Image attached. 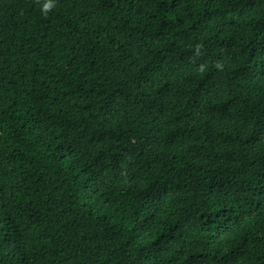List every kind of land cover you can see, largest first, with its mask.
I'll list each match as a JSON object with an SVG mask.
<instances>
[{"label":"trees","instance_id":"trees-1","mask_svg":"<svg viewBox=\"0 0 264 264\" xmlns=\"http://www.w3.org/2000/svg\"><path fill=\"white\" fill-rule=\"evenodd\" d=\"M0 0V264H264V0Z\"/></svg>","mask_w":264,"mask_h":264},{"label":"clouds","instance_id":"clouds-1","mask_svg":"<svg viewBox=\"0 0 264 264\" xmlns=\"http://www.w3.org/2000/svg\"><path fill=\"white\" fill-rule=\"evenodd\" d=\"M51 6H52V0H48V2H46V3L43 5L44 9H48V8H50Z\"/></svg>","mask_w":264,"mask_h":264}]
</instances>
